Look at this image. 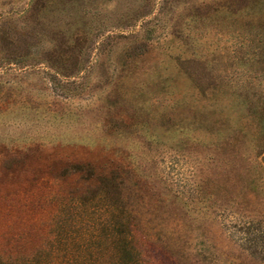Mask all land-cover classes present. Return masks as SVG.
<instances>
[{
	"label": "rangeland",
	"instance_id": "1",
	"mask_svg": "<svg viewBox=\"0 0 264 264\" xmlns=\"http://www.w3.org/2000/svg\"><path fill=\"white\" fill-rule=\"evenodd\" d=\"M103 197L143 264H264V0H0V256Z\"/></svg>",
	"mask_w": 264,
	"mask_h": 264
},
{
	"label": "trees",
	"instance_id": "2",
	"mask_svg": "<svg viewBox=\"0 0 264 264\" xmlns=\"http://www.w3.org/2000/svg\"><path fill=\"white\" fill-rule=\"evenodd\" d=\"M107 200H93L81 216L53 220L51 238L43 246L29 254L0 256V264H143L146 238L118 218ZM98 201L103 204L97 212Z\"/></svg>",
	"mask_w": 264,
	"mask_h": 264
}]
</instances>
